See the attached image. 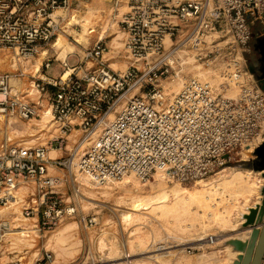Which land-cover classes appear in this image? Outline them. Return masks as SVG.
<instances>
[{
    "label": "built area",
    "instance_id": "1",
    "mask_svg": "<svg viewBox=\"0 0 264 264\" xmlns=\"http://www.w3.org/2000/svg\"><path fill=\"white\" fill-rule=\"evenodd\" d=\"M74 1L0 0V51L27 59L48 53L61 32L55 13ZM124 3L117 23L125 34L126 69L111 66L108 43L100 37L74 63L56 57L60 74L50 73L54 55L28 76L0 71V113L26 121L48 107L57 128L49 143L66 150L52 157L48 146L17 143L8 134L0 142V207L19 205L40 229L53 230L78 213L51 167L74 174L76 165L101 183L126 175L145 182L158 173L171 182L196 183L230 167L239 149L254 152L264 142V90L248 75L244 58L253 27H264V0ZM217 68L219 85L193 73ZM165 81L182 86L170 91ZM232 88L235 95L228 94ZM24 188L29 190L22 195ZM12 223L0 219V264H29L15 250H4ZM53 261L45 250L32 264Z\"/></svg>",
    "mask_w": 264,
    "mask_h": 264
},
{
    "label": "rangeland",
    "instance_id": "2",
    "mask_svg": "<svg viewBox=\"0 0 264 264\" xmlns=\"http://www.w3.org/2000/svg\"><path fill=\"white\" fill-rule=\"evenodd\" d=\"M91 8H97L99 12L98 15L101 18H103V20L106 19V23H108L107 26L104 28L106 32L102 33L103 37L106 38V41L109 46V50L107 51V55H105V57L110 59V63L115 62L118 64V67H116L115 69H122V70H124L123 68L126 69L127 68L126 66L129 65V62L127 59V51L125 48V44H122L120 47H118V50L111 49L112 48L111 41L113 40L112 38H114L119 33L118 30L122 31L117 21H119V19L121 18L122 13H124L127 10V6L124 3V0H121L120 2H118V5H116L115 0H75L72 8L58 9L59 11L58 10H57L58 12L56 11L57 13L55 14L60 15L61 17L60 18L61 32L59 33L57 37V40L59 41L56 40L57 42L55 41L53 45L49 47L48 53L47 52L41 53L40 56L35 59L34 58L27 59V58H23L21 56L15 55V52L12 51V49H7V48L3 49L2 51H0V55H2L4 58L6 57L4 63H6L7 66L3 68L1 65L0 71H12V72L18 71V73L20 71H24L26 73L25 75L28 76L27 73H36V71L40 69L42 65V61L46 57V55H54L56 60L53 64L52 69L50 70V73L60 74L63 71V68L61 67L58 59H64L67 56V59L71 63L76 62L80 58V55L83 54L85 48L92 46V44L97 39H99V36H102L101 30H103L102 29L103 20L101 19L96 24V26L90 27V29L96 30L95 33L89 34V36H87V38L84 37L83 40H79L77 37L78 34L82 33L83 31L82 22L80 21L79 23V20L80 18L82 19V15L87 12L86 10H90ZM82 12L83 14L81 16L79 15L77 16V14H81ZM73 16H76V17L74 18ZM253 32H254V36L250 42V47L244 53V58L246 60L248 75L254 81L258 83L259 77L262 74L261 72V65H262L261 56L262 55H261L260 50L255 47V42H256V37H258L260 33L264 34L263 25L259 23L257 26L253 27ZM124 39H125V34L123 35L122 38H120V41L124 42ZM1 60H4V59H1ZM38 62L40 64L37 67L36 64ZM123 62H125L127 65L123 68H120ZM13 63H17L18 66H16L15 64V66L13 67L12 65ZM111 66L113 67L114 65L111 64ZM252 68H255L256 71H252ZM215 70L216 72L208 73L210 74L209 79L212 80L213 85H219L222 79V77L220 78V75H219V72L221 71V69L217 68ZM201 71H204V70H194L193 73L196 74ZM211 75H216V76H211ZM13 83L16 84L17 86H20V84L17 83L16 81H14ZM167 84H169L168 81H165L164 85L166 86V88L168 87ZM174 84L178 87V89L179 87L181 88L178 82H174V83H170V86L168 87V89L172 90L173 88H175L176 86H174ZM171 86L173 88H171ZM175 90L177 91V88ZM235 90L237 89L236 88L230 89L228 91V94L235 95L238 92ZM14 121H15L14 125H12L14 127L13 129H10V128L8 129L6 127L5 120L4 122L0 121V142L3 141L6 134H8L12 139H15V140L19 139V135H21V133H19V131L17 130H20V131L25 130V128L27 127L29 123V122L26 123L25 121L18 119V118H14ZM77 133L78 132H76V134ZM28 136L29 135H26V137ZM20 138H22V136ZM72 141L73 140H71L70 138V141L68 144L72 145L73 144ZM33 143H36V142H33ZM71 145L68 147L71 148ZM64 151L66 150L61 149L60 152H58L57 154H53V155L50 154V155L52 157H56L58 155L65 154ZM238 152L239 153L236 154V158L229 165L230 167L224 169L222 172L220 171L219 173L215 174L214 175L215 177L214 176L213 178L210 177L209 180L217 179L221 175L228 176L230 174L231 167H240V168L251 170L253 174H255V176L251 175L252 179L253 180L257 179V181H258V178L260 179V182H259V185H260L259 196L260 197H258L256 194L252 198L251 204L252 205L255 204V201L257 200H261L260 201V204H261L262 199L264 197L262 194V188L264 187V174L262 171H255L256 170L255 166L258 165L257 161L259 159L256 154V150L254 152H249L245 149H239ZM74 170H75V166H74ZM50 172L53 174L59 175L60 177L63 178V184H62V187L60 188L61 192L63 193L64 199H66V201H73L76 204L78 208V213L75 217L68 218L65 221H63L60 225H58L53 230L48 231V230L40 229L39 227H37V229H39L40 237L36 238L37 239V241L35 242L36 245L33 247H31V244L28 245L22 242H18L16 238L17 236L15 234L7 233L4 239V243H3L4 250H7V249H9L10 251L15 250L16 254H18L19 256H25V261L29 262V264L33 263L38 253L45 251V250H50L53 252L54 261L52 264H119V261L120 262L122 261L125 264H141V263H137L138 262L137 260H145V259L150 261L153 264H162V263L163 264H175L179 256H182L181 259L184 262L190 261L193 264H195V263H198L199 261V258L197 257L200 255H203L205 252L206 254L210 253L209 255H211L213 251L212 246L214 244V243L210 244L208 242L209 237L211 235L217 236L219 234H225L228 232V230H224L223 227H220L216 224L215 225L212 224V226L209 225L208 222L202 221L203 220L202 218L197 219V221L187 220L186 222L183 223L184 226L182 224H178L179 226L182 225V227L181 226L179 227L178 225L176 226L174 219L172 217H166L164 218L165 219L164 220L163 218H158L154 216L155 218L150 217L149 219H146V220L143 219V222L142 220L134 221V222L133 221L124 222L125 220L123 219V216L131 212L130 208H132L131 197L126 194L128 190L126 188H130L132 192L137 193V194L138 193H143V194L151 193L153 191L152 184L157 181L158 177L162 176L159 173L155 174L153 177L150 178V180L145 181V182L139 181L136 179L138 183H134V181H132L131 183L127 184L128 187L124 184V181L126 178L131 177V175H126L117 181L110 182L108 184H103V185H96L95 190L93 191L92 189H89V188L85 189L84 187L80 185V183L76 181V177H77L76 172L74 173L72 178L69 176L70 173H68L66 169H62L58 167H53V168L51 167ZM165 180L168 181L166 178ZM168 183L174 184L176 183V181L174 182L168 181ZM182 185L188 188L189 190H192L196 184L195 183H187V184L183 183ZM105 187L110 189L109 191L111 192H108V193L105 192L106 191ZM24 190L26 191L24 192L21 191L22 195H25L29 189L24 188ZM237 211L238 209L234 211V215L236 214L235 217H237ZM12 213L21 214L20 206L16 205L13 207V209L7 208L4 210H3V207H0V219L7 218L13 221L12 223L13 229L9 232H14L16 230H19L20 228H14V227L17 226V223L19 225L22 222L21 220L26 221L27 223L31 222L30 219H22L23 217L22 214H21L22 217L20 218L21 220L16 219ZM203 218L208 219V214L206 215V217H203ZM71 221H76L77 227H75L76 225H73L74 228L70 230L71 233L69 232V235H70L69 238L73 234L75 235V237L72 236L73 238L71 237V239L69 240L68 235H66L65 238H66V241L67 240L68 241L67 243L65 242V246L63 247L60 243H58V240H56V238L53 237L52 238L53 242H51V245L48 244L50 246L49 247L47 245V241L51 237L50 235L51 234L53 235L65 223L71 222ZM203 223H206V224L204 225ZM31 224H34V222H31ZM185 225H188V226H186L185 228ZM164 226H166L167 228ZM174 226H176V228H174ZM203 226H204V229L202 230ZM209 226L211 227L209 228ZM240 226L241 228H243L244 223L243 225H240ZM168 227L171 228L169 229L171 230V232L167 230ZM135 231H139V232H136L139 235H137ZM204 231L206 232V234L204 233ZM156 234L158 235L157 237H155ZM141 236H143V238H141ZM179 236H181L182 238L181 237L179 238ZM204 237L207 239H205ZM199 238H202L203 241L202 239H199ZM10 240H11V243L9 242ZM55 240L59 245L55 242ZM12 241L14 242V244H12ZM72 241H74V245L73 243L70 244ZM206 241L207 243H205ZM103 242L106 247H104L103 245L102 246L100 245ZM141 242L142 243L144 242V244H142ZM113 243L115 247L117 246L116 248H119L117 249L119 251L116 253L113 251L112 252L113 254H112V253H109L111 252L109 249ZM130 243H133L132 246ZM69 244H70L69 249L71 250H65V247H67ZM46 245L49 248L46 247ZM54 247H56L57 249ZM59 247H62V251L59 249ZM102 247L104 248L101 249ZM72 248H75L76 250L75 249L72 250ZM112 248L114 249V246H112ZM169 250H175L174 252L177 254H175L174 252H172L173 254H166L165 251H169ZM71 251L74 252L73 255ZM162 252H164L165 254ZM156 253L162 255L161 258L158 257L160 260L157 259V256H155ZM109 254H110V257H109ZM150 255L151 257L149 258ZM112 256H115V257H112ZM6 260H8V257L4 256V258L2 259V263H4ZM221 263L227 264L225 262H221Z\"/></svg>",
    "mask_w": 264,
    "mask_h": 264
},
{
    "label": "bare ground",
    "instance_id": "3",
    "mask_svg": "<svg viewBox=\"0 0 264 264\" xmlns=\"http://www.w3.org/2000/svg\"><path fill=\"white\" fill-rule=\"evenodd\" d=\"M86 11H85L86 13H84V14H83V12L81 14H77V16L78 15L81 16L83 14L82 19L80 18V20H79V23L81 21L82 25H83L82 33H79L77 36L79 40H83V38L84 37L87 38V36H89V34L95 33L96 30L90 29V27L96 26V24L99 22V20H101V19L103 20V18H101L98 15L99 12H98L97 8H91L90 10H86ZM73 17L75 18L76 16H73ZM77 20H76V22H77ZM107 24L108 23H106V19L102 21V29H103V30H101L102 36H99V38L103 37L102 33L106 32L104 30V28L107 26ZM118 31H119V33L114 38H112L113 40L111 41V46H112L111 49H117L118 50V47H120L122 44H124V42L120 41V38L123 37L124 32H122L121 30H118ZM57 41H59V40H57ZM117 50H115V51H117ZM1 59H4V60H1ZM5 59H6V57L4 58L2 55H0V66L2 65L3 68L7 66V64L4 63ZM15 64H16V66H18L17 63H13L12 64L13 67L15 66ZM39 64H40L39 62L36 64L37 67L39 66ZM112 64L115 66V67L113 66L114 68L118 67L117 63L113 62ZM126 65L127 64L125 62H123L121 64V66L120 65L119 66H120V68H123ZM24 68H26V67H24ZM123 69H125V68H123ZM207 72H209V71H207ZM207 72L201 71L199 73H196L195 75L209 79L210 74H208ZM14 81L19 83L20 86L23 85V83L19 79H16V80L13 79V82ZM178 84H180V86H182V81H179ZM167 85L169 87L170 83ZM174 86H176V85L174 84ZM171 88H173V87L171 86ZM176 88H177V91L180 89V87L178 89L177 86L173 89H176ZM235 91H237V90H235ZM14 118H18V116L17 115L7 116V115H3L0 113V121L4 122V120H5L6 121L5 122L6 127L8 129L14 128L12 126V125H14V122H15ZM25 122L26 123L29 122L27 127L25 128V130H22V131L17 130V131H19V133H21V135H19V139L15 140L17 143L27 142L28 144H32L33 142H36V143H41L43 145L46 144V146L49 147V153L51 155L57 154L58 152H60V149L52 146L49 143V140L52 137L56 136L57 128L52 121L51 112H50L48 107H45L43 109V112L41 113V117L33 118L31 120H26ZM26 135H29V136L26 137ZM78 135L79 134L78 133L76 134V132L71 135V140H73L72 141L73 144L75 141H77ZM21 136L22 137L24 136V138H20ZM33 144H35V143H33ZM70 145L71 144H68V146H70ZM72 145H71V148H69V147L68 148L73 149ZM255 171H258V170H255ZM75 172H76V176H77L76 181L78 183H80V185L82 187H84L85 189L89 188V189H92L94 191L96 185L108 184V183L97 182L90 175L80 171L76 167V165H75L74 173ZM73 175L74 174L70 173L69 176L72 178ZM251 175L255 176V174H253V172L251 170L240 168V167H231L230 174L228 176L227 175H221L219 178L213 179V180H209L210 178L204 179V180H199L195 183L196 185L192 190H189L188 188L183 186L182 185L183 183H181L179 181H176V183H174V184H169L168 181H166L163 176L158 177V178L156 177L157 181L152 184L153 191L151 193H148V194L138 193L137 194V193L132 192L130 188H126V189H128L126 194L131 197L132 208H130L131 212H129L128 214H125L123 216V219L125 220V221L124 220L123 221L124 222H126V221L127 222H131V221L134 222V221H141L142 220V222H143V219L146 220V219H149L150 217H154V216H156L158 218H163V219L166 217H172L174 219L176 226L178 224H182L184 226L183 223L186 222L187 220L197 221V219L202 218L203 220L202 219L201 220L204 222H208L209 225L212 226V224L213 225L216 224L220 227H223L224 230H228V232L225 234H219L217 236L213 235L214 239L212 241L209 239V241H208L210 244L214 243L212 246L213 251H212L211 255H209L210 253L206 254V252H205L203 255H200L197 257V258H199V261H198V263H195V264H222L221 262H225L227 264H233V262L235 261V259H237L238 255L241 254V252L238 249H236V247L232 244V241L234 239H241L243 241H248V239L251 237L250 234L252 233L253 227L249 226V227L241 228L240 225H243V223H245V221H246L245 215L250 213L251 208L262 205V203H263V199H262L261 204H260L261 200L255 201V204H253V205L251 204L252 198L256 194L258 197H260L259 196L260 179L258 178V181H257V179L253 180ZM131 178L134 180H132ZM212 178H213V176H212ZM136 179L139 180L136 177L134 178V176L128 177L125 179L124 184L127 186V184L131 183L132 181H134V183H138V181H136ZM105 189H106L105 192H107V193L111 192V191H109L110 189H108L107 187H105ZM22 191L24 192L26 190L22 189ZM89 193H91V192H89ZM91 194H93V193H91ZM262 194H263V192H262ZM102 195H103V193H102ZM4 209H7V207H3V210ZM16 209H14V210H16ZM236 209H238L237 217H235L236 214L234 215V211ZM19 212H20V210H19ZM12 214L15 216L16 219H20L22 217L20 213L19 214L12 213ZM207 214H208V219H206V218L204 219L203 217H206ZM22 219H29V218H25L23 216ZM30 220H31V222H34L33 219H30ZM21 221L22 222L19 225H18V223H17V226L15 225L16 228H20V229L14 231V232H10V233L11 234L13 233L17 236L16 238H17L18 242H22V243H25L28 245L31 244V247L35 246L36 245L35 242L37 241L36 238L40 237L39 229H37V226L35 225V223L31 224V222L27 223L26 221H23V220H21ZM166 221H167V219H166ZM170 223H171V221H170ZM189 223H190V221H189ZM191 223H192V221H191ZM76 224H77L76 221H71V222L65 223L53 235L52 234L50 235L51 237L48 239L47 245L48 244L51 245V242H53L52 238L54 237V238H56V240H58V243H60L62 245V247L65 246V242L67 243V241H68V240L66 241L65 237H66V235H68V238H69V236H70L69 232L72 228H74L73 225H76ZM203 224L205 225L206 223H203ZM182 225H180V226L182 227ZM188 225H185V228ZM198 225H200V224H198ZM176 226H174V228H176ZM211 226H209V228ZM75 227H77V225ZM164 227H166V226H164ZM169 229H171V228L168 227L167 230H169ZM203 229H204V226H203L202 230ZM139 230H141V229H139ZM169 231L171 232V230H169ZM136 232H139V231H135V233ZM175 233H177V232H175ZM204 233L206 234L205 231H204ZM137 235H139V234H137ZM72 236L75 237L74 234ZM157 236L158 235L156 234L155 237H157ZM173 236H174V234H173ZM71 237L69 238V240L71 239ZM180 237L181 236H179V238ZM141 238H143V236H141ZM199 239H202V238H199ZM205 239H207V238H205ZM56 240H55V242H56ZM202 241H203V239H202ZM9 242L11 243V240ZM72 243L74 245V241H72L70 244H72ZM205 243H207V241ZM12 244H14L13 241H12ZM70 244L67 246L68 248L65 247V250H71V249H69ZM130 244L132 246L133 243H130ZM142 244H144V242ZM47 245H46V247L49 246V245L48 246ZM100 245L101 246L103 245L104 247H106L104 245V242ZM112 246H114V249L112 248ZM112 246H110L109 250L111 252H109V253H112L113 251L116 253L119 251V250H117L119 248H116L117 246L115 247L114 243L112 244ZM56 247H58V246H56ZM56 247H54V248H56ZM62 247H59V249L61 251H62ZM71 247H73V246H71ZM104 247H102L101 249H103ZM73 249H75V248H72V250ZM63 250H64V248H63ZM174 251L175 250H169V251H165V253L166 254H173L172 252H174ZM73 253L74 252H72V255H73ZM162 253H164V252H162ZM69 254H71V253H69ZM175 254H177V253H175ZM69 256H71V255H69ZM155 256H157V259L162 257L161 254H157V253L155 254ZM109 257H110V254H109ZM112 257H115V256H112ZM150 257H151V255L149 256V258ZM181 258H182V256H179L177 258V261L175 262V264H193L190 261L184 262ZM112 260H113V258H112ZM137 261H138L137 263H141V264H153L146 259L145 260H137ZM161 262H162V260H161ZM135 263H136V261H135ZM119 264H125V263L122 261L121 262L119 261ZM262 264H264V260H263Z\"/></svg>",
    "mask_w": 264,
    "mask_h": 264
},
{
    "label": "water",
    "instance_id": "4",
    "mask_svg": "<svg viewBox=\"0 0 264 264\" xmlns=\"http://www.w3.org/2000/svg\"><path fill=\"white\" fill-rule=\"evenodd\" d=\"M255 47L260 50L262 55V74L259 77L258 83L264 90V34L256 37ZM252 71H254L253 68ZM256 154L259 159L255 169L262 171L264 174V142L257 147ZM262 192L264 195V187ZM245 218L244 227L252 226L253 230L248 241L241 239H234L232 241L236 249L241 252L233 264H262L264 260V197L262 205L251 208L250 213L246 214Z\"/></svg>",
    "mask_w": 264,
    "mask_h": 264
},
{
    "label": "crops",
    "instance_id": "5",
    "mask_svg": "<svg viewBox=\"0 0 264 264\" xmlns=\"http://www.w3.org/2000/svg\"><path fill=\"white\" fill-rule=\"evenodd\" d=\"M259 34V33H258ZM259 35H262L261 33L259 34ZM113 62H111V64H112ZM115 63V62H114Z\"/></svg>",
    "mask_w": 264,
    "mask_h": 264
},
{
    "label": "flooded vegetation",
    "instance_id": "6",
    "mask_svg": "<svg viewBox=\"0 0 264 264\" xmlns=\"http://www.w3.org/2000/svg\"><path fill=\"white\" fill-rule=\"evenodd\" d=\"M261 66H262V65H261ZM253 70H254V71H256V69H255V68H253Z\"/></svg>",
    "mask_w": 264,
    "mask_h": 264
}]
</instances>
